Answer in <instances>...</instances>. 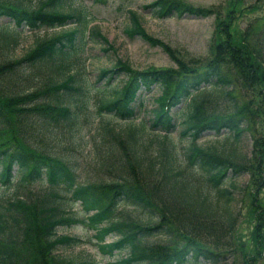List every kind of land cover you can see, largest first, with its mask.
<instances>
[{
    "label": "trees",
    "instance_id": "trees-1",
    "mask_svg": "<svg viewBox=\"0 0 264 264\" xmlns=\"http://www.w3.org/2000/svg\"><path fill=\"white\" fill-rule=\"evenodd\" d=\"M59 2L45 0L36 7L24 0H0V28L4 29L0 38L2 53L3 45L6 50L11 46L12 34L18 27L36 29L61 26L71 20L78 24L85 22L81 10L63 12ZM147 8L158 18H203L210 12L208 8L180 0H152ZM128 17L130 23L124 29L128 37L137 36L152 46L159 43L143 28L137 13L129 11ZM4 20L6 23L2 24ZM227 29L224 24V47L217 46L215 55L216 44H209L208 59L180 58L165 46L162 49L175 62L174 68L132 70L124 61L99 69V79L128 75L92 112L87 98L88 85L74 73L30 92L15 93L10 85L16 76H22L24 63L43 64L47 68L73 66L79 29L63 31L59 36L36 43L23 60L14 61L6 53L2 54L0 187L4 192L0 193V264H96L94 260L73 261L54 253L58 244L80 241L57 234L58 226L72 224L95 231V245L100 253L110 255L114 250L125 249L126 255L120 259L125 264L188 261L218 264L221 257L227 256L222 253L223 247L219 250L225 242L218 234L211 238L201 231L212 229L225 233L228 238L236 222L231 205L234 195L241 192L233 178L246 172L260 177V170L236 159L239 156L234 148L204 147L195 140L202 132L224 131L225 137H237L246 131L251 117L245 108L249 99L241 101L233 94L236 88L239 92H255L257 108L264 120V22L258 28L250 23L246 29L250 31L239 43L231 40ZM154 86L160 87V95L157 105L149 111L146 128L163 134L151 135V139L146 140L152 145L150 148L138 138L147 129L135 126L132 121L143 102L138 91L148 92ZM214 103L221 104L222 108H213ZM180 111L179 135L189 141L182 153L170 138ZM242 111L247 112L246 117ZM106 116L116 117L123 125L111 124ZM94 118H98L96 135L104 143L105 161L115 164L111 170L122 172L119 179L79 182V163L69 153L50 155L26 140H31L29 128L34 131L40 122L55 125L64 122L70 126L73 122L88 123ZM262 128L259 136L264 134V124ZM259 136L252 143L258 156L264 159V138ZM84 141L77 137L73 142L74 150H80ZM67 193L80 200L84 216L74 215L75 212L64 208ZM119 203L138 209L145 214L144 218L115 217ZM89 209L93 210L91 214H88ZM253 213L256 236L262 242L258 231L264 226V207L253 203ZM112 231L116 238L104 242V236ZM252 259L253 263L257 260L249 258ZM246 263L249 264L247 261L241 264Z\"/></svg>",
    "mask_w": 264,
    "mask_h": 264
},
{
    "label": "rangeland",
    "instance_id": "rangeland-1",
    "mask_svg": "<svg viewBox=\"0 0 264 264\" xmlns=\"http://www.w3.org/2000/svg\"><path fill=\"white\" fill-rule=\"evenodd\" d=\"M44 1L24 0L26 4L36 7ZM59 1V9L63 12L81 10L85 15V22L78 24L77 21L71 20L61 26H42L36 29H29L26 26L18 27L15 30L16 32L12 34L14 41H12L9 49L6 50L4 45L2 48L3 53L0 49V58L3 57L2 54L6 53L14 61L23 60L22 58L30 52L36 43H40L47 38L59 36L63 31L74 28L79 29L76 34L78 41L76 52L74 57H72L73 66L69 69L60 68L59 66L57 68H47L43 64L30 66L24 63L26 68L22 76L21 74L16 76L15 81L10 85L15 93L17 91L30 92L41 87L45 88L51 80L56 78L60 80L68 74L74 73L76 77L88 85L87 98L90 109H92L91 112L96 110V106L102 99H108L111 95L110 91L113 88H119L125 81V76L128 75V73H125V75H120L114 79H109L108 76L99 79V69L111 68L118 62L124 61L132 70L174 68L176 66L175 62L162 49L165 46H168L171 53L180 58L187 60L197 57L202 58L201 60L208 59L210 56L208 54L209 44H216L213 48L214 55L217 46L221 45L224 47L223 40L225 35L222 32L224 24L228 26L227 33L232 36L231 40L239 43V39L244 40L250 31L246 30L250 23L255 28H258L264 22V0H180L193 6L208 8L210 11L209 15L203 18L186 16L158 18L147 8V5L152 0ZM129 11L137 13L143 28L152 38L159 42L156 43L157 45H149L137 36L128 37L124 33V29L130 23ZM1 23H6V20ZM8 29L11 28L8 26ZM3 32L4 29L0 28V38ZM223 57L225 59L226 55ZM235 67L237 68V65ZM237 81L241 84L239 78ZM240 92L237 88L233 90V94L239 96L241 101L249 99L245 108L251 117L248 121V127L245 128L246 131L241 132L237 137H225L224 134L226 132L224 131L219 134L203 132L195 140V143L204 147L223 146L234 148L239 156L236 159L252 164V167L257 166L260 170V177L256 175L252 177L249 172H246L233 178L241 192L239 195L237 193L234 195V202L231 205L232 211L236 214V222L228 238L225 237V233L213 232L212 229H206L208 231L202 230L201 232L206 237L211 238L218 234L225 242L224 245H220L219 250L223 247L221 249L222 253L227 256L221 257L218 264H241L242 261H247L249 264H264V226L258 231L262 238L261 242V239H257L256 236V217L253 213V203L264 207V159L258 156L252 143L262 133L264 120L261 117V110L257 108L255 92L242 90L245 97ZM138 95L143 102L132 123L135 126L142 125L147 129L146 126H148L151 115L149 111L153 106L157 105L160 87L154 86L148 92L138 91ZM137 102L139 103V101ZM212 107L220 108L221 104L214 103ZM181 113L180 111L176 115V129L170 133V138L179 153H182V150L189 142L186 137L182 138L179 135L182 121ZM242 114L244 117L247 116L245 111H242ZM106 117L115 126L123 125L122 121L114 116ZM97 119L94 118L93 121L88 123H83L81 120L71 122L72 125L70 126H67L64 122H60L57 125L50 122H40L37 123L34 131L32 127L29 128L27 132L31 136V140H26L31 146L50 155L62 156V154L69 153L79 163L77 164V181L79 182L85 180L106 182L119 179L122 172L111 170L115 164L106 162L103 156L104 143L96 135ZM143 134V136L138 135V138L143 139L141 141L151 148L152 145L146 140L151 139V135H162L163 133H152L147 129V131H143ZM79 136L82 142L83 140L85 141L80 150H74L73 142ZM259 137L264 138V134ZM3 192L4 190L0 187V193ZM63 205L65 209L69 208L68 210L75 212L74 215L79 217L86 214L81 207L80 200L74 199L70 193L66 194ZM92 212V209L88 210V214ZM144 215L138 209L124 203H119L115 210V217H123L125 219L128 217L140 220L144 218ZM220 230L224 229L220 228ZM56 231L58 235L76 237L80 240L69 245L58 244L54 253L60 257L73 261L94 260L96 264H125L121 263L120 259L126 255V250H114L110 255L100 253L95 245V231L87 226L81 224L64 225L58 226ZM115 236L116 233H113V231L108 233L104 236V242L113 241L116 238ZM254 257L257 258L255 263H253V259L249 260V258ZM183 264L210 263L188 261Z\"/></svg>",
    "mask_w": 264,
    "mask_h": 264
}]
</instances>
